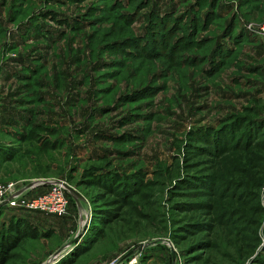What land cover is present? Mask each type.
Segmentation results:
<instances>
[{
    "label": "rangeland",
    "instance_id": "374dc122",
    "mask_svg": "<svg viewBox=\"0 0 264 264\" xmlns=\"http://www.w3.org/2000/svg\"><path fill=\"white\" fill-rule=\"evenodd\" d=\"M216 1L0 0V183L70 188L63 217L3 209L2 221L26 217L43 233L5 264H256L264 221L245 260L223 228L216 246H199L204 234L187 227L212 216L177 206L200 199L176 185L193 171L189 133L232 114L264 117V0ZM171 12L183 20L177 35L211 12L197 34L207 44L178 59L118 45L142 41L150 16ZM230 24L234 36L225 35ZM219 44L227 52L210 73ZM138 170L151 185L105 220L115 196L89 174ZM260 197L264 207V188Z\"/></svg>",
    "mask_w": 264,
    "mask_h": 264
},
{
    "label": "trees",
    "instance_id": "16d2710c",
    "mask_svg": "<svg viewBox=\"0 0 264 264\" xmlns=\"http://www.w3.org/2000/svg\"><path fill=\"white\" fill-rule=\"evenodd\" d=\"M217 2L218 0L216 4ZM210 13L205 14L204 19L198 14L193 19L190 18L192 29L185 35H177V29L183 21L180 20L181 16L175 17L173 12L165 15V18L158 14L150 16L147 33L142 41L130 37L118 42V45L138 47L144 51L148 48L146 55L149 56L169 49L163 53L164 56L172 59L176 52L177 59L182 58L181 52H192L195 47L202 48L207 44L206 39H197V34L199 29H208L214 20L211 19ZM171 22L173 24L168 27ZM224 32L225 35L234 36L231 24ZM224 52L226 53L227 49L224 50L220 44L215 48L209 58L210 73L219 64L217 57L222 56ZM187 59L197 62L205 60H200L196 55ZM263 124L264 117L259 112L258 115L232 114L218 127L201 126L189 133L192 151L188 167L193 171L184 178H179L176 185L181 189L195 188L190 193L200 199L177 206L185 212L212 216V219L206 221L193 220L187 227L188 232L204 234L198 239L199 246H216L219 242L216 235L220 228L226 229L228 239L232 240L235 246H239L240 255L245 260L250 258L259 246V230L264 221V207L260 197L261 189L264 188ZM87 180L108 190L107 194L113 191L115 198L111 202L116 203L117 209L106 208L105 220L113 216L117 218L119 208L121 210L133 204V197L141 193L144 187L151 185L141 170L130 174L91 171ZM3 211L0 209V264H5L12 258V251L23 240L37 239L43 235L39 227L26 217L12 215L10 219L2 221ZM236 240L239 244L235 243ZM256 259V264H264V253H258Z\"/></svg>",
    "mask_w": 264,
    "mask_h": 264
},
{
    "label": "built area",
    "instance_id": "2783aa9c",
    "mask_svg": "<svg viewBox=\"0 0 264 264\" xmlns=\"http://www.w3.org/2000/svg\"><path fill=\"white\" fill-rule=\"evenodd\" d=\"M44 187L39 194L33 191ZM70 188L63 180L32 181L29 185L0 183V208L40 212L63 217L70 207Z\"/></svg>",
    "mask_w": 264,
    "mask_h": 264
}]
</instances>
